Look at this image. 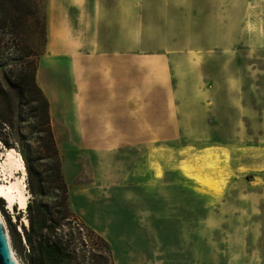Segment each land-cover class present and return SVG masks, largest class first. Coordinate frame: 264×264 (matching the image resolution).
Wrapping results in <instances>:
<instances>
[{
    "label": "rangeland",
    "instance_id": "374dc122",
    "mask_svg": "<svg viewBox=\"0 0 264 264\" xmlns=\"http://www.w3.org/2000/svg\"><path fill=\"white\" fill-rule=\"evenodd\" d=\"M9 149L69 264H264V0H0L2 161ZM155 152L159 180L124 183L146 179ZM9 207L0 196L29 264L35 210Z\"/></svg>",
    "mask_w": 264,
    "mask_h": 264
},
{
    "label": "trees",
    "instance_id": "16d2710c",
    "mask_svg": "<svg viewBox=\"0 0 264 264\" xmlns=\"http://www.w3.org/2000/svg\"><path fill=\"white\" fill-rule=\"evenodd\" d=\"M34 72L35 68L33 65L29 77L28 91L30 94H33L34 89L38 90L37 95L34 94L37 98L35 100L38 101V105L36 107V116L40 119L42 128L41 130L46 133V135L42 137L45 145L44 149H50V151L56 157L54 167L55 170L59 173V189L63 191L66 197L68 191L64 177L62 176V174H60L61 163L50 119L49 101L42 90L38 89ZM63 206L66 211H69L66 201L63 203ZM34 207L35 206H33L32 203H28L27 209L29 211H32V209L35 210V213L30 219L31 221L29 229H26V227L23 226L26 243L30 245V248L34 252L30 258L29 264H69L73 259L74 252L71 249L69 240L65 239V236L58 233L60 226L59 220L54 216H50L44 210L38 208L35 209ZM10 226L12 229L13 242L16 244L18 238H20V234L14 230V225L12 222H10ZM70 228L72 227L70 226ZM70 235L72 236V232L70 233ZM106 246L107 248H110L108 243H106Z\"/></svg>",
    "mask_w": 264,
    "mask_h": 264
},
{
    "label": "bare ground",
    "instance_id": "6f19581e",
    "mask_svg": "<svg viewBox=\"0 0 264 264\" xmlns=\"http://www.w3.org/2000/svg\"><path fill=\"white\" fill-rule=\"evenodd\" d=\"M4 155L6 157L5 161H2L0 157V196L7 199L10 206L9 208H11L15 202L18 203L21 208H27L28 193L24 181L26 175L24 162L14 149L5 151ZM21 170L23 175L17 176ZM2 176H5L6 180L2 181ZM0 216L2 217L1 213ZM12 254L18 264H21L13 249Z\"/></svg>",
    "mask_w": 264,
    "mask_h": 264
},
{
    "label": "crops",
    "instance_id": "0c3cea01",
    "mask_svg": "<svg viewBox=\"0 0 264 264\" xmlns=\"http://www.w3.org/2000/svg\"><path fill=\"white\" fill-rule=\"evenodd\" d=\"M156 118H157V116H156ZM123 122H125V121H123ZM156 122H157V119H156ZM157 134H158V136H156ZM153 135H154L153 136L154 141L158 140V137L160 136L158 131L154 132ZM116 136H118V133L113 132L112 137H116ZM135 136L142 138V139L144 138V134L140 135L139 133H135V134L131 133V137H135ZM153 155H154V157H149L150 155H148L146 175H143V177H142V178H144V176H145L146 179L134 181V180H132V177H131L128 179V181H125L124 183H156V180H159V178H157L155 175L156 152ZM151 163H153L154 166H151ZM164 166H166V168L163 171L164 175H166L169 172H178V174L180 175V177L182 178V180L184 182H186V183H188V182L193 183L194 182L185 174V172L181 169V167L174 165V164H168V163H165ZM138 168H141V167H138Z\"/></svg>",
    "mask_w": 264,
    "mask_h": 264
},
{
    "label": "water",
    "instance_id": "95a60500",
    "mask_svg": "<svg viewBox=\"0 0 264 264\" xmlns=\"http://www.w3.org/2000/svg\"><path fill=\"white\" fill-rule=\"evenodd\" d=\"M12 239L5 220L0 216V264H18L12 254Z\"/></svg>",
    "mask_w": 264,
    "mask_h": 264
}]
</instances>
